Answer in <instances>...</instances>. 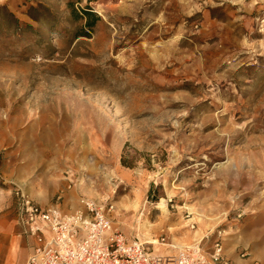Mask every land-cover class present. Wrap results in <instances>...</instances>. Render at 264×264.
I'll use <instances>...</instances> for the list:
<instances>
[{
  "label": "rangeland",
  "instance_id": "1",
  "mask_svg": "<svg viewBox=\"0 0 264 264\" xmlns=\"http://www.w3.org/2000/svg\"><path fill=\"white\" fill-rule=\"evenodd\" d=\"M18 193L264 264V0H0V264Z\"/></svg>",
  "mask_w": 264,
  "mask_h": 264
},
{
  "label": "built area",
  "instance_id": "2",
  "mask_svg": "<svg viewBox=\"0 0 264 264\" xmlns=\"http://www.w3.org/2000/svg\"><path fill=\"white\" fill-rule=\"evenodd\" d=\"M18 200V221L36 241L25 264H230L220 242L211 251L195 243L167 254L153 242L129 238L114 225L111 209L92 198L72 212L44 207L23 193Z\"/></svg>",
  "mask_w": 264,
  "mask_h": 264
},
{
  "label": "crops",
  "instance_id": "3",
  "mask_svg": "<svg viewBox=\"0 0 264 264\" xmlns=\"http://www.w3.org/2000/svg\"><path fill=\"white\" fill-rule=\"evenodd\" d=\"M28 235V234H27ZM30 238H31V244H30V248L28 249L29 251V254L32 252V250L34 249V246L36 245V241H35V238L34 237H32V236H30V235H28ZM29 254H28V256H29ZM28 256H27V258H28ZM27 260V259H26ZM26 263V261L24 262V264Z\"/></svg>",
  "mask_w": 264,
  "mask_h": 264
},
{
  "label": "trees",
  "instance_id": "4",
  "mask_svg": "<svg viewBox=\"0 0 264 264\" xmlns=\"http://www.w3.org/2000/svg\"><path fill=\"white\" fill-rule=\"evenodd\" d=\"M84 12H85V14L96 16V15L94 14V12H92V11L84 10ZM90 20H91V21H90L89 24H92V22L94 23V20H93V21H92V19H90Z\"/></svg>",
  "mask_w": 264,
  "mask_h": 264
}]
</instances>
